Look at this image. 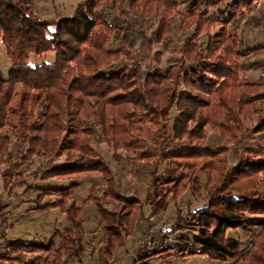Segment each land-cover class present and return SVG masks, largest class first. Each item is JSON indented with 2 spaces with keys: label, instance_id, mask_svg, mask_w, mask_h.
Returning a JSON list of instances; mask_svg holds the SVG:
<instances>
[{
  "label": "trees",
  "instance_id": "16d2710c",
  "mask_svg": "<svg viewBox=\"0 0 264 264\" xmlns=\"http://www.w3.org/2000/svg\"><path fill=\"white\" fill-rule=\"evenodd\" d=\"M33 8L0 0V264H117L139 234L154 248L134 264H264V35L249 38L264 33V0H81L59 20ZM174 36L164 69L140 63ZM210 132L227 144L204 148ZM100 143L147 170L131 195ZM31 222L48 235L17 240Z\"/></svg>",
  "mask_w": 264,
  "mask_h": 264
},
{
  "label": "rangeland",
  "instance_id": "374dc122",
  "mask_svg": "<svg viewBox=\"0 0 264 264\" xmlns=\"http://www.w3.org/2000/svg\"><path fill=\"white\" fill-rule=\"evenodd\" d=\"M32 1L34 4L33 11L39 19L59 20V19L70 17L73 14L76 6L81 0H32ZM98 11L102 14V16L106 20L108 21L112 20L114 12L109 9V5L101 4L98 7ZM147 24H148V27H147L146 33L147 35H150L151 33L155 32L156 24L154 22H150ZM147 24H144L143 27H145ZM263 35L264 33L258 30L255 33H252L249 36V38L251 39L253 38V42H255V41L261 40L263 38ZM178 42H179L178 37L174 36L166 43L154 42L150 49H147L146 47H142V49H140L138 53V60L145 68L155 67L159 69H164L166 66V63L173 57V55L178 50V46H179ZM140 45H141V40L139 38H136L135 47H140ZM54 61H55L54 52H50L42 56H35V55L29 56V64L32 66L36 64H41V63L52 64L54 63ZM10 70H11V61L7 56L5 48L2 46L0 49V73L2 77L7 78ZM241 71L242 73L246 75H252L250 74L252 71L248 63L244 65V69H242ZM253 74L257 75L258 72H255ZM220 143L227 144V140L222 139L218 135L210 132L204 148L213 149L217 147L218 144ZM95 149L104 158L110 160L115 176L120 181L119 190L121 192L128 193L129 195H131L136 189V187L139 186L140 182L147 179V170L144 167H141V166L136 167L133 165H128L125 162H123L122 158L125 156L123 152H114L111 148L107 147L104 143L98 144L95 147ZM26 169H28L29 171L31 170L30 168H27V165H26ZM97 180L98 179H94V181H97ZM89 185L90 183H87V182L83 183L81 187L82 195L87 194ZM171 213L172 211L171 209H169L165 214L158 216L159 218L158 223H160L158 227H162V228L167 227L168 223L172 221ZM91 221L92 222H90L89 225L93 226V220ZM36 223L37 225L32 222L26 223V225L25 224L19 225L17 230H20V231H17V234H16L18 235L16 236L17 240L28 241L26 239V236L28 235L33 236L35 233V230H37L40 236H47L48 227L43 226V228H41L40 227L41 222H36ZM141 237H142V234H139L135 242L132 241L131 238H128L126 245H125L126 247L125 251L133 252L135 248L137 247L138 239L140 240ZM28 238H31V237H28ZM29 241H33V239ZM120 255L121 253L118 255L116 263L125 264L126 263L125 258H123L122 255L120 257ZM158 261L159 260H155V263H158ZM169 261L171 264H210V262L206 258H202L200 256H191V257H186L183 259L171 256L169 258ZM165 263L166 262H164V264Z\"/></svg>",
  "mask_w": 264,
  "mask_h": 264
},
{
  "label": "built area",
  "instance_id": "2783aa9c",
  "mask_svg": "<svg viewBox=\"0 0 264 264\" xmlns=\"http://www.w3.org/2000/svg\"><path fill=\"white\" fill-rule=\"evenodd\" d=\"M174 236V234L169 235ZM153 236L148 234L142 235L141 239L137 241V247L133 252H124V258H125V264H134V259L137 258V256H144L147 254H150L154 248L152 244ZM163 240L162 244L166 242L165 238H161ZM163 245H160V248H162ZM71 264H82L81 261L77 258H73L71 261Z\"/></svg>",
  "mask_w": 264,
  "mask_h": 264
}]
</instances>
